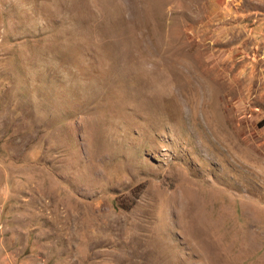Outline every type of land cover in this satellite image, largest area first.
Instances as JSON below:
<instances>
[{
    "label": "rangeland",
    "instance_id": "rangeland-1",
    "mask_svg": "<svg viewBox=\"0 0 264 264\" xmlns=\"http://www.w3.org/2000/svg\"><path fill=\"white\" fill-rule=\"evenodd\" d=\"M0 264H264V0H0Z\"/></svg>",
    "mask_w": 264,
    "mask_h": 264
}]
</instances>
